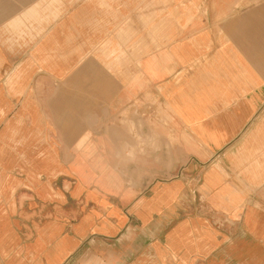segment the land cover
Instances as JSON below:
<instances>
[{"label": "crops", "instance_id": "crops-1", "mask_svg": "<svg viewBox=\"0 0 264 264\" xmlns=\"http://www.w3.org/2000/svg\"><path fill=\"white\" fill-rule=\"evenodd\" d=\"M0 264H264V0H0Z\"/></svg>", "mask_w": 264, "mask_h": 264}, {"label": "rangeland", "instance_id": "rangeland-1", "mask_svg": "<svg viewBox=\"0 0 264 264\" xmlns=\"http://www.w3.org/2000/svg\"><path fill=\"white\" fill-rule=\"evenodd\" d=\"M20 168H14V175L16 176H20V171H19Z\"/></svg>", "mask_w": 264, "mask_h": 264}]
</instances>
